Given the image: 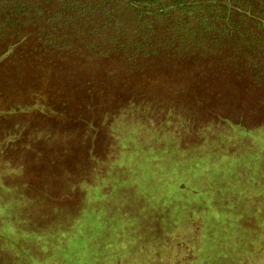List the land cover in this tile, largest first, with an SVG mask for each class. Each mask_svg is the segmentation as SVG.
<instances>
[{"label": "trees", "instance_id": "trees-1", "mask_svg": "<svg viewBox=\"0 0 264 264\" xmlns=\"http://www.w3.org/2000/svg\"><path fill=\"white\" fill-rule=\"evenodd\" d=\"M0 48V160L18 155L17 167L24 169L30 159L39 167L51 149L43 143L58 132L71 137V143L52 149L51 155L78 148L89 164L86 175L75 174L63 194L69 200L84 193L83 215L71 226L44 234L25 232V238L31 235L46 251L42 262L55 264L48 257L62 252L55 248L77 230L84 213L95 212L94 202L107 206L113 195L114 209L141 208L134 216L147 219L152 228L165 225L168 238L175 239L169 247L175 256L185 253L192 259L187 246L198 248L203 234L187 221L173 220L177 215L190 218L192 208L169 214L165 206L156 215L145 206L149 202L137 197L138 185L148 180L160 190L158 196H182L173 179L179 172L175 165L196 157L205 172L199 171L203 176L192 183L206 186L203 197L216 198L218 182L209 176L214 170L210 164L224 160L229 166L239 152L227 155L223 145L238 142L224 138L218 125L198 110L208 108L211 81L227 62L253 73L251 87L264 94V0H0ZM128 62L137 64L132 81L119 72ZM158 84L167 96L150 92ZM48 123L54 124L48 129ZM60 126L67 129L58 130ZM245 160L250 162V157L240 153L237 166ZM221 183L243 189L237 179ZM253 200L246 195L245 201Z\"/></svg>", "mask_w": 264, "mask_h": 264}, {"label": "rangeland", "instance_id": "rangeland-1", "mask_svg": "<svg viewBox=\"0 0 264 264\" xmlns=\"http://www.w3.org/2000/svg\"><path fill=\"white\" fill-rule=\"evenodd\" d=\"M136 65L132 62L127 65L122 63L119 70L122 77L132 81ZM233 68L229 62L223 66L219 76L211 81V94L207 97L208 108L198 110L206 121L218 125L217 130H221L224 138L238 142L233 147L231 144L229 147L223 145L227 147L224 151L227 155L239 152L229 166L222 162L224 160L210 164L214 170L206 176L209 175L218 182L215 183L214 190L216 198L203 197L202 194L205 193L202 189L206 186L192 183V180L198 181L203 176L199 171L205 172L202 166L196 165V157L188 161L180 160L175 165L179 172L173 179L175 178L176 189L182 196L178 197L176 192L158 196L156 192L160 193V190L154 188L155 184H147L148 180L142 181L143 185L142 182L137 184L141 192L136 194L137 197L149 202L145 206L152 207L156 215L163 213L165 206L164 209L168 207L169 214H178L184 207L192 208L190 218L184 215L173 217L174 222L180 224L187 221L203 234L198 248L187 246L186 250L192 254V259L185 253L182 257L175 256V252L169 248L175 239L168 238L170 234L166 232L168 228L165 225L152 228L145 224L147 219L134 216L141 208L119 205L114 209L116 197L113 195L106 202L107 206L104 202H94L93 205H97L95 212L84 213L85 216L77 223V230L70 232L69 239H64L55 248L62 249V252L51 254L48 260L55 264H264V94L260 89L251 87L253 73ZM22 76L32 79L27 74ZM157 87L158 90H154ZM152 91L161 98L167 96L162 84L153 87L150 92ZM181 102L176 101V108H180ZM190 114L193 115V112ZM52 124L54 123H48L47 128ZM64 128L67 129V126H60L58 130ZM233 130L241 132L239 134L242 136L234 137ZM52 134V140L43 143L51 148L44 158L45 164L37 167L33 164L34 160H25L26 167L21 169L15 165L21 161L18 155L13 159L9 157L10 159L0 160L3 170L0 171V209L3 210L0 212V264H41L44 259L42 253L46 251L35 245V241L30 239L31 235L25 238V232L44 234L54 227L71 226L77 216L83 215L87 206L82 191L73 194L69 200L63 195L75 174L82 172L86 175L89 166L86 155L83 151H78V148H74L71 154L69 150H63L60 152L63 154L61 156L60 153L59 156L51 155L52 149H60L71 143L68 135L58 132ZM186 140L188 138L184 141ZM76 141L72 143H78ZM189 141L192 143L193 139ZM78 145L79 143L76 144ZM98 146L100 152V143H97L95 149ZM240 153L249 156L250 162L245 160L237 166ZM54 157L56 158L53 159ZM10 164L14 165L13 169ZM236 179L241 181L242 191L241 188L231 189L228 184L221 183ZM132 187L133 185H128L127 189ZM229 191L233 194L240 191L241 194L229 197ZM248 194L254 197L253 201H245ZM120 196L122 194L117 197ZM154 197L161 198L156 200ZM136 199L135 197L134 200ZM192 199L198 201L189 203ZM178 207L181 208L180 211ZM171 208L178 211L173 212ZM242 209L247 213L240 211ZM239 216L240 218H236ZM173 225L167 224L168 227ZM179 228L184 230L181 226ZM42 264L51 263L46 261Z\"/></svg>", "mask_w": 264, "mask_h": 264}]
</instances>
